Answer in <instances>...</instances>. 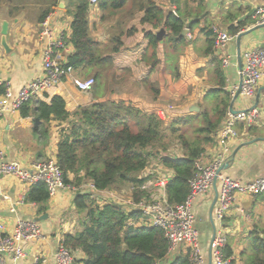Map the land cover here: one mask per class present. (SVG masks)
Returning a JSON list of instances; mask_svg holds the SVG:
<instances>
[{
  "label": "crops",
  "instance_id": "0c3cea01",
  "mask_svg": "<svg viewBox=\"0 0 264 264\" xmlns=\"http://www.w3.org/2000/svg\"><path fill=\"white\" fill-rule=\"evenodd\" d=\"M75 1L59 0L57 7L51 10L42 21L43 13L52 5L51 0H0V100L4 96L7 84L17 93L25 83L43 74L45 43L41 40V32L44 30L43 24L46 21L56 33L64 32L68 36L66 48L59 49L58 52L65 55L67 61L69 60V55L74 52L70 36L73 21L71 11L74 9ZM159 3L166 9L173 6L169 0H159ZM180 4L182 12L187 11L185 27L187 39L177 59L178 77H175L171 71L168 72L165 67L163 45L159 48L160 62L153 69L152 51L148 48L146 38V33L153 31V26L148 23L142 24L140 20L143 12H139L127 26V28H133V33L122 37L124 45L119 52L113 54L117 74L115 81L110 79L112 88L106 89L104 86L99 94H95L94 89L89 92L79 90L72 77L87 78L88 75L75 69L72 76L51 88L43 96L28 101L19 110L6 111L0 116V146L5 151V160L20 163L31 169L36 162L56 155L63 124L52 120L49 136L44 135L34 113L39 99L50 101L53 96L61 95L66 100L69 112H74L81 106L108 99L124 100L147 111L158 113L164 110L166 113L164 119H175L198 113L214 105L221 95L215 72L217 67L225 75L224 89L226 91L231 92L234 86L239 87L242 79L240 69L244 51L250 48H264V26L255 27L257 25L253 17L255 10L264 6V0H181ZM89 12L93 37L106 43L110 37L109 28L115 20L103 22L98 6L91 7ZM4 22L8 23L6 41L11 49L10 52H7L2 45ZM215 24L228 32L231 25H241L239 33L231 35L232 39L225 49L224 54L230 59L226 67L221 58L215 55L214 48L212 53H206L208 48L206 27L212 28ZM188 32L193 38L188 37ZM240 33L245 34L239 47L237 36ZM163 70L166 73H163ZM153 82L160 89L157 97L149 91L151 89L149 85H153ZM215 90L218 91L214 92ZM233 98H231L228 112H238L252 107H257L260 112L256 123L239 122L237 124L238 137L228 142V148L231 156L236 150L239 149V151L234 160L231 156L227 159L225 164L229 163V166L224 164L225 168L221 171L223 175L244 183L264 174V80L255 97H238L231 108ZM194 105L199 106L200 110L191 111ZM223 122L216 133L214 142L208 144L202 154V160L206 163L212 162L222 153L225 154L217 138ZM161 166H163L161 163L152 165L153 175L157 177V180L154 177L153 179L159 184L162 180L173 176L171 169ZM31 187L32 185L14 175L2 176L0 224H4L6 229L11 231L18 218L38 222L42 236L24 243L26 257L19 263L35 264L37 259H45V264H58L56 253L63 242L64 235L73 233L78 227L74 203L76 193L60 191L49 198L46 210H40L39 204L26 201V195ZM5 195L8 198H5ZM214 197L215 189L213 188L209 194L199 197L195 202L196 227L200 233L206 264L210 262L209 252L215 227L216 231L221 230L226 234L227 243L234 251L235 264H244L251 253V241L254 235L258 233L264 238V226L262 228L256 224L264 223V220L260 214L255 215L253 211L254 201L259 196L253 199H238L222 221L215 220L213 217V225L211 206ZM13 207H16V212L12 211ZM179 251L184 252V247ZM72 255L74 264H83L86 258L81 250L73 251ZM212 264H214L213 260Z\"/></svg>",
  "mask_w": 264,
  "mask_h": 264
},
{
  "label": "trees",
  "instance_id": "16d2710c",
  "mask_svg": "<svg viewBox=\"0 0 264 264\" xmlns=\"http://www.w3.org/2000/svg\"><path fill=\"white\" fill-rule=\"evenodd\" d=\"M51 1L52 5L43 13L42 21L57 7L59 0ZM180 3L181 0H175V4L166 9L159 0H100L98 7L102 21L115 20L109 28L110 37L104 43L92 35L88 0H76L71 11L70 36L74 52L69 55L68 65L95 79V94H99L104 86L112 88L110 79L115 81L117 74L113 54L124 45L122 37L133 33V28H127L129 22L143 12L140 22L153 26V31L146 33L153 69L160 62L159 48L163 45L165 67L178 77L177 59L187 39L182 34L187 25V11L182 12ZM240 26L231 25L230 34H238ZM161 28L166 30L162 41L156 35ZM205 34L208 43L206 53L210 54L215 35L210 26L206 27ZM215 72L221 95L214 105L170 121L155 111L144 110L124 100L108 99L69 112L61 95L53 96L50 101L39 99L34 113L46 136H49L52 120L63 124L56 158L67 183L78 186L92 181L99 190L132 188L136 200L146 196L147 192L141 186L148 178H140V174L149 167L151 155L168 150V137L176 139L184 150L183 156L162 155L160 163L173 171L165 185L168 201L179 204L189 194L196 161L206 146L214 142L229 110L232 97L224 89L225 75L218 67ZM149 86L157 97L160 89L156 83ZM49 198L48 188L43 182L33 184L26 195V201L39 204L40 210L47 209ZM74 203L78 227L73 233L64 235L63 243L72 252L81 250L85 253L83 264H154L167 258L169 244L163 230L136 225L140 219L136 211H127L112 202L103 205L87 192L77 193ZM225 253L228 257L234 255L228 243ZM168 264H192L189 251L180 252ZM244 264H264V238L258 233L254 235L251 253Z\"/></svg>",
  "mask_w": 264,
  "mask_h": 264
},
{
  "label": "built area",
  "instance_id": "2783aa9c",
  "mask_svg": "<svg viewBox=\"0 0 264 264\" xmlns=\"http://www.w3.org/2000/svg\"><path fill=\"white\" fill-rule=\"evenodd\" d=\"M90 8L97 7L100 0H88ZM174 13L177 12L174 10ZM255 25L264 24V6L258 7L253 15ZM44 30L41 32V40L45 43L43 74L23 85L15 93L9 84L5 87L3 98L0 100V116L6 111L21 109L28 101L43 96L51 88L62 83L66 78L72 76L75 68L68 65L65 55H61L59 49L66 48L68 36L64 33H56L46 21ZM215 42L214 53L221 58L226 67L230 63L229 56H226L225 49L232 39L231 34L220 25L212 26ZM189 38H193L190 32ZM241 91L239 97L253 98L264 80V48H250L243 53V64L240 69ZM75 86L89 92L93 89L95 79L93 77L81 78L72 77ZM238 86L231 90V96L235 97ZM158 114H166L164 110ZM260 116L259 109L252 107L238 112L229 111L223 122L222 128L217 134L219 144L224 153L210 163H206L201 157L196 161V170L190 179V190L184 202L171 204L165 190L167 181L156 183L153 180V168L140 175V178H148L141 186L146 191V196L136 200L132 188H129L128 195L106 189L99 190L92 181L81 185H74L65 181L64 172L58 164L56 155L48 159L36 162L33 168L29 169L17 162L5 160V151L0 146V187L3 175H14L20 180L33 185L43 182L48 188L50 197L57 195L60 191H73L77 193H91V197L99 203L112 202L123 206L127 211H136L140 219L136 222L138 226L159 227L163 230L168 241L169 248L167 258L163 261H156L154 264H168L184 247L189 251L192 264H206V258L202 251L200 233L196 227L195 202L201 196L209 194L214 188L215 179L218 185V199L214 209V219L222 221L233 205L240 198L253 199L264 194V174L249 182H240L231 177L218 173L227 159L231 156L228 142L238 137L237 124L245 122L256 123ZM149 169V168H148ZM161 182V181H158ZM153 183V184H152ZM159 186L157 190L151 187ZM5 198H8L5 195ZM16 212V207L12 208ZM42 236L38 222L30 219L18 218L15 227L8 231L4 224H0V264H20L26 257L24 243L38 239ZM227 236L221 230L216 231L215 238L211 241V249L214 264H235L234 256L228 257L225 253ZM58 264H74V257L62 242L56 253ZM170 257V259H168ZM167 260V262H166ZM35 264H45L44 260L37 259Z\"/></svg>",
  "mask_w": 264,
  "mask_h": 264
},
{
  "label": "rangeland",
  "instance_id": "374dc122",
  "mask_svg": "<svg viewBox=\"0 0 264 264\" xmlns=\"http://www.w3.org/2000/svg\"><path fill=\"white\" fill-rule=\"evenodd\" d=\"M160 30V29H159ZM158 30V31H159ZM157 31V32H158ZM163 73H166V71H164L163 70ZM168 73V72H167ZM151 93H153L152 92V90H149ZM154 96V95H153ZM172 104V103H171ZM162 118L163 117H165V115L164 114H161L160 115ZM167 120H172V119H167ZM166 141L167 142H169L170 143V146H169V148H168V150L167 151H160V154H158V153H156V154H152L151 155V157H150V163H149V169L148 170H146V172L147 171H150L151 169H152V165L153 164H158V163H160V158H161V156L163 155H167V154H169V155H172V156H178V157H182L183 155V149L180 147V145L178 144V142L176 141V139H174V138H172V137H168L167 139H166ZM161 167H163V166H161ZM142 174V173H141ZM140 174V175H141ZM153 177H154V179H156L157 180V177L155 176V175H152ZM160 178V177H159ZM158 178V179H159ZM153 179V180H154ZM153 184V183H152ZM159 188V186H156V187H154L153 188V186L151 187V190L153 191V190H157ZM129 188H127V187H124L123 189H121V190H114V191H116V192H119V193H123L125 196H127L128 195V192H129ZM253 211H254V214L255 215H257V214H260L261 216H262V219L264 220V194H262L261 196H259L258 198H256L255 199V201H254V205H253ZM258 221H260V220H258ZM257 225H260V226H262V228H263V226H264V223L263 222H261V224H260V222H257L256 223ZM252 240H253V238H252ZM252 242V241H251Z\"/></svg>",
  "mask_w": 264,
  "mask_h": 264
},
{
  "label": "water",
  "instance_id": "95a60500",
  "mask_svg": "<svg viewBox=\"0 0 264 264\" xmlns=\"http://www.w3.org/2000/svg\"><path fill=\"white\" fill-rule=\"evenodd\" d=\"M171 5H174L175 4V0H169ZM253 12V11H252ZM259 26H264V24L262 25H257L255 27H259ZM8 33V23L7 22H4L3 23V26H2V34H3V39H2V45L3 47L6 49L7 52H10L11 49L9 48L8 46V43L6 41V34ZM166 34V30L165 28H161L157 33L156 35L158 36V38L162 41L163 38H164V35ZM183 35L186 34V29L183 30L182 32ZM245 33H240L238 36H237V41H238V45L240 47L241 45V39L243 37ZM241 53V52H240ZM241 66V64H240ZM241 84H242V81L240 82V85H239V88H238V91H237V94L235 95V97L233 98L232 100V103H231V108H233V103L235 102V100L239 97V94H240V91H241ZM194 110H200V107L199 106H196L194 105V107L191 108V111H194ZM239 149L236 150L233 155L231 156L233 158V160L236 158L237 156V153H238ZM226 166H229V163L225 164ZM225 165H223V167H221L218 171V173H220L224 168H225ZM214 189H215V197H214V200H213V203H212V206H211V219H212V222H213V225H214V219H213V209L216 205V202H217V199H218V188H217V179H215V182H214ZM215 229V232H214V236H213V239L215 238V235H216V227L214 228ZM209 256H210V262L209 264H212V260H213V256H212V249L210 248V252H209Z\"/></svg>",
  "mask_w": 264,
  "mask_h": 264
},
{
  "label": "bare ground",
  "instance_id": "6f19581e",
  "mask_svg": "<svg viewBox=\"0 0 264 264\" xmlns=\"http://www.w3.org/2000/svg\"><path fill=\"white\" fill-rule=\"evenodd\" d=\"M104 205V204H103Z\"/></svg>",
  "mask_w": 264,
  "mask_h": 264
}]
</instances>
